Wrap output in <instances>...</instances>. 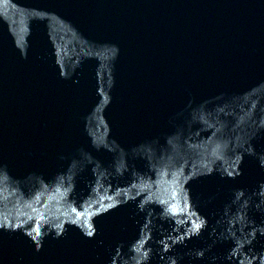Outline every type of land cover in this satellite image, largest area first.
<instances>
[{"label": "water", "instance_id": "obj_1", "mask_svg": "<svg viewBox=\"0 0 264 264\" xmlns=\"http://www.w3.org/2000/svg\"><path fill=\"white\" fill-rule=\"evenodd\" d=\"M0 264H264V0H0Z\"/></svg>", "mask_w": 264, "mask_h": 264}]
</instances>
